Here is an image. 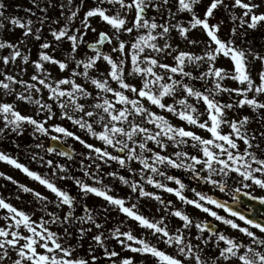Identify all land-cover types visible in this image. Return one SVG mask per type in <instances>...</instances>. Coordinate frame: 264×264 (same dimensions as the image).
I'll use <instances>...</instances> for the list:
<instances>
[{
  "label": "snow or ice",
  "instance_id": "1",
  "mask_svg": "<svg viewBox=\"0 0 264 264\" xmlns=\"http://www.w3.org/2000/svg\"><path fill=\"white\" fill-rule=\"evenodd\" d=\"M5 142L49 194L0 171L31 209L0 195V264H264V221L203 190L264 189V0H0Z\"/></svg>",
  "mask_w": 264,
  "mask_h": 264
},
{
  "label": "rangeland",
  "instance_id": "2",
  "mask_svg": "<svg viewBox=\"0 0 264 264\" xmlns=\"http://www.w3.org/2000/svg\"><path fill=\"white\" fill-rule=\"evenodd\" d=\"M10 2L15 3L16 0H10ZM194 35H199V33H194ZM89 38H90V39L94 38V37H93V34L90 33V34H89ZM223 63H227V61H223ZM30 71H31V69H30ZM26 78H27V77H26ZM21 110H22L23 112H25L26 114H27V113H31V112L33 111V109H32L31 107H29V106H27V105H23V104L21 105ZM197 131H199V130H197ZM200 134H201V135H207V133H204V132H202V131H201ZM46 142H47V141H45V143H46ZM89 142H91V143H97L96 141L91 140V139H89ZM31 143L34 144L35 141H33V142H31ZM67 143H68L69 145H72V146L76 149L77 152H79V151H83L82 146H81L78 142H74V141H72L71 139H69V140L67 141ZM0 148L6 150V151L9 152V153H12V154H14V155L19 156L20 162L26 164L27 166H29V167H30L31 169H33V170H37V171H40V172H42V173L45 172V171H48V170L45 169V168H41L36 162L31 161L30 158H29V156H28L26 153H24V151H23L22 153H20V154H16V153H14V151H12L11 149H5L4 146H3L2 144H0ZM53 157H55V156H53ZM55 158H57L58 160H62V158H59V157H55ZM0 171H3V172H5V173L8 174V175L13 176L16 180L20 181L21 183H25V184H27V185H29V186H31V187H34V188H36L37 190L43 192V193L46 194V195L49 194V193L47 192V190L43 188V186L39 185V184H38L37 182H35V181H32L30 178H28V177H27L24 173H22L20 170L15 169L14 167H12V166H10V165H8V164H6V163L0 162ZM105 182H106V183H110V184L112 185V187H113V194L118 195V194L116 193L117 191L115 190L116 188L119 189V190L122 189V190L124 191V194H127V188H126L125 186L121 185L119 182H117V181H113V180H111V178L106 179ZM0 183H1V182H0ZM89 183H91V182L89 181ZM233 183H234V182L229 181V184H233ZM1 185H2V184H0V195H3V193H4L3 191H4V190H2ZM234 185H235V183H234ZM236 185H237V186H240V185H238V184H236ZM243 190L248 191V192H251V193H253V194L257 195V196H262V197H264V189H261V188H259V187H252V188H249V189H243ZM6 192H8V191H6ZM122 195H123V194H120V196H122ZM164 195H165V197H166L167 199H172L173 201H176V198H175L174 196H172V195H170V194H167V193H164ZM3 196H4V195H3ZM5 197H12L11 202L14 203L17 207L23 208V209H25V210H31V209H30V205L27 203L28 198H30L27 194H25V196H24V201H25V202H23V203H21L20 201H17V200L15 199V197H14V192H11V193L6 194ZM87 202L89 203L90 206H94V205H98L99 203H103L102 200H100L99 198H96V197H91ZM176 203H177V205L179 206V202L176 201ZM145 204L147 205L146 211H147L148 214L151 213V214L159 215V213L156 212V204H155L154 201H145ZM195 214H196V215H199V216H203V215H204V214H202V213H195ZM111 215H112V220H113V221L115 220V223H118L119 221L124 220V221H125V227L131 226V227L133 228V230H134L137 234H142V233H143L144 230L140 229V228H139L134 222L129 221V220H126L125 217H124L123 215H120V214H118V213L115 212V211H113V212L111 213ZM210 218H211V217H208V219H210ZM112 220L110 221V223L112 222ZM221 227H223V225H221ZM229 231H232V230H229ZM233 234H234V235H238V233H235V232H233ZM150 239H152V241L155 242V241H154V237H150ZM161 245H163V244H161ZM161 245H160V247H161ZM123 254H124V255H135V254L130 253V252H126V253H123ZM136 258H137V257H136ZM137 260H140V259L137 258ZM143 260H144V259H143ZM144 261H145V264H149V262H147L148 259H145ZM152 263H153V262H151L150 264H152Z\"/></svg>",
  "mask_w": 264,
  "mask_h": 264
},
{
  "label": "flooded vegetation",
  "instance_id": "3",
  "mask_svg": "<svg viewBox=\"0 0 264 264\" xmlns=\"http://www.w3.org/2000/svg\"><path fill=\"white\" fill-rule=\"evenodd\" d=\"M185 180H186V182H187V180H188V177H185ZM65 183H67V182H65ZM233 189L235 188L233 185H230ZM203 190L204 191H206V192H209V194H213V195H215V196H218V197H220V198H222V199H224V200H226V201H230L231 202V196L230 195H228V194H226V193H220L219 192V190L218 189H216V190H211L210 189V187H204L203 188ZM189 195H191V193H189ZM172 200V199H171ZM238 206H240L244 211H250V208L245 204V202L243 201V200H240V202L237 204ZM145 211H146V209H145ZM220 212L223 214V215H227V213H224L223 212V210H220ZM146 214H148L147 213V211H146ZM254 216H255V218H257L258 220H262V221H264V209H258V210H255L254 211ZM238 223H241V224H243V221H237ZM154 241H155V238H154ZM164 247V245H161V248H163ZM169 251H171L170 249H169ZM147 262H149V264L151 263V262H153L152 261V258H150L149 257V259H148V261ZM153 264V263H152Z\"/></svg>",
  "mask_w": 264,
  "mask_h": 264
},
{
  "label": "water",
  "instance_id": "4",
  "mask_svg": "<svg viewBox=\"0 0 264 264\" xmlns=\"http://www.w3.org/2000/svg\"><path fill=\"white\" fill-rule=\"evenodd\" d=\"M57 142H54V141H49V144H56ZM244 192H241L239 195L241 196V195H244L243 194ZM245 196V195H244ZM245 197H247V198H249L250 199V202H251V204L252 205H256V207H262V206H264V203H262L261 201H260V199H253L251 196H245ZM234 209H236V210H238V211H240L236 206H234L233 204H230ZM249 218H252L250 215H247Z\"/></svg>",
  "mask_w": 264,
  "mask_h": 264
},
{
  "label": "trees",
  "instance_id": "5",
  "mask_svg": "<svg viewBox=\"0 0 264 264\" xmlns=\"http://www.w3.org/2000/svg\"><path fill=\"white\" fill-rule=\"evenodd\" d=\"M32 141V140H31ZM31 141H29V142H31ZM29 142H27V143H25L26 145L29 143ZM6 143V145L8 146V149H12L13 151H15L14 150V148H15V144H13V143H9V142H5Z\"/></svg>",
  "mask_w": 264,
  "mask_h": 264
}]
</instances>
